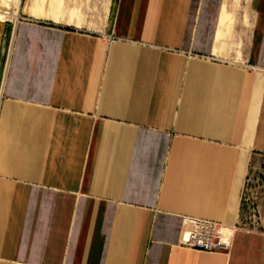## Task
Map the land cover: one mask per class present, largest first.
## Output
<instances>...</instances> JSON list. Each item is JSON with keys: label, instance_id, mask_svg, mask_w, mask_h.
I'll use <instances>...</instances> for the list:
<instances>
[{"label": "crops", "instance_id": "obj_1", "mask_svg": "<svg viewBox=\"0 0 264 264\" xmlns=\"http://www.w3.org/2000/svg\"><path fill=\"white\" fill-rule=\"evenodd\" d=\"M26 1L0 264H264V0L246 27L238 0ZM183 217L235 226L230 248L181 247Z\"/></svg>", "mask_w": 264, "mask_h": 264}, {"label": "built area", "instance_id": "obj_2", "mask_svg": "<svg viewBox=\"0 0 264 264\" xmlns=\"http://www.w3.org/2000/svg\"><path fill=\"white\" fill-rule=\"evenodd\" d=\"M181 247L200 252H225L230 248L235 226L183 217L181 220Z\"/></svg>", "mask_w": 264, "mask_h": 264}, {"label": "rangeland", "instance_id": "obj_3", "mask_svg": "<svg viewBox=\"0 0 264 264\" xmlns=\"http://www.w3.org/2000/svg\"><path fill=\"white\" fill-rule=\"evenodd\" d=\"M15 3L17 4L16 6H17L18 14H19L18 20L14 21V20L9 19L8 21L0 22V87L2 85L3 75H4L5 66L7 62L12 27L22 18V13L25 9L27 1L26 0H15ZM12 6H13V3L8 0L6 1V5H4L3 9L10 12L13 9ZM233 12H234V17L236 18L237 24L240 22L242 26L244 27L248 26L249 18L246 13L244 0L234 1Z\"/></svg>", "mask_w": 264, "mask_h": 264}, {"label": "bare ground", "instance_id": "obj_4", "mask_svg": "<svg viewBox=\"0 0 264 264\" xmlns=\"http://www.w3.org/2000/svg\"><path fill=\"white\" fill-rule=\"evenodd\" d=\"M6 1L8 0H0V22L8 21L9 19L14 20L13 18L16 15V11H17L16 5L17 4L15 3V0H9L10 2L13 3V6H12L13 9L10 12L3 9L4 5H6Z\"/></svg>", "mask_w": 264, "mask_h": 264}]
</instances>
